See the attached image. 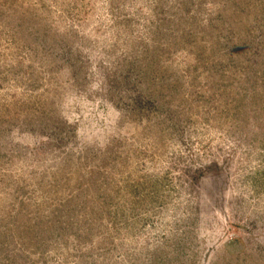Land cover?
Masks as SVG:
<instances>
[{
  "label": "rangeland",
  "instance_id": "1",
  "mask_svg": "<svg viewBox=\"0 0 264 264\" xmlns=\"http://www.w3.org/2000/svg\"><path fill=\"white\" fill-rule=\"evenodd\" d=\"M0 264H264V0H0Z\"/></svg>",
  "mask_w": 264,
  "mask_h": 264
}]
</instances>
